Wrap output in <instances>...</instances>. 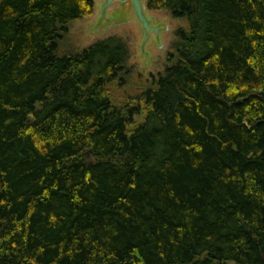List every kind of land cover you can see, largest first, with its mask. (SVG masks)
Listing matches in <instances>:
<instances>
[{"label":"trees","instance_id":"1","mask_svg":"<svg viewBox=\"0 0 264 264\" xmlns=\"http://www.w3.org/2000/svg\"><path fill=\"white\" fill-rule=\"evenodd\" d=\"M147 8L188 28L117 100L122 37L60 53L94 0L0 1V264H264V0Z\"/></svg>","mask_w":264,"mask_h":264},{"label":"rangeland","instance_id":"2","mask_svg":"<svg viewBox=\"0 0 264 264\" xmlns=\"http://www.w3.org/2000/svg\"><path fill=\"white\" fill-rule=\"evenodd\" d=\"M106 1L94 0V14L70 24L68 33L61 39L60 53L79 51L111 36L122 37L130 50L127 60L130 79L129 84L116 89V93L117 100H125L131 93L138 92L139 87H150L164 72L176 32L179 28L187 29L188 24L185 20L173 18L167 11L146 8L147 19L153 28L158 29V33L148 35L130 2H115L106 7ZM142 1L147 4V0Z\"/></svg>","mask_w":264,"mask_h":264},{"label":"water","instance_id":"3","mask_svg":"<svg viewBox=\"0 0 264 264\" xmlns=\"http://www.w3.org/2000/svg\"><path fill=\"white\" fill-rule=\"evenodd\" d=\"M115 2H126V3L130 2L131 5L134 7L136 16H137L138 20L140 21V23L142 24L146 33L148 35H151L152 32L158 33V29L153 28L151 26L149 20L146 17L145 9L147 8V4H144L142 0H107L106 1V7H110Z\"/></svg>","mask_w":264,"mask_h":264}]
</instances>
